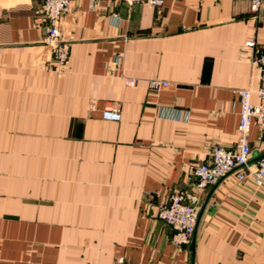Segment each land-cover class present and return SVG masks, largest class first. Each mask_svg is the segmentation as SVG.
<instances>
[{"label":"crops","instance_id":"obj_1","mask_svg":"<svg viewBox=\"0 0 264 264\" xmlns=\"http://www.w3.org/2000/svg\"><path fill=\"white\" fill-rule=\"evenodd\" d=\"M41 1L0 0V264H264V187L230 173L200 189L191 175L214 145L237 144L239 90L259 100L246 42L264 50V6L71 0L60 66ZM249 140L255 163V124ZM177 189L203 203L181 248L157 217Z\"/></svg>","mask_w":264,"mask_h":264},{"label":"built area","instance_id":"obj_2","mask_svg":"<svg viewBox=\"0 0 264 264\" xmlns=\"http://www.w3.org/2000/svg\"><path fill=\"white\" fill-rule=\"evenodd\" d=\"M113 1L127 5L147 3L153 7H162L164 4V0ZM249 2L253 11H259L264 6V0H249ZM70 4L71 0H42L40 5V15L46 28L44 41L52 50L53 60L60 66L68 62L70 55V44L62 38L59 29L60 21L69 10ZM246 44L253 47L257 53L255 62L261 71V83L256 90L259 100L252 101L250 89L239 90L241 107L238 142L235 146L214 145L210 159L193 167L191 175L196 180V187L200 189L216 186L230 173H235L239 178L251 177L257 185L264 187V156L255 163L252 162L249 140V132L253 124L264 133V50L254 40H249ZM128 81L133 83L134 79ZM168 84L167 81L158 79L150 81V86L153 88ZM102 117L106 120L119 121L122 113L116 106H107L102 111ZM202 209L201 196L193 189L174 190L168 202L159 205L157 217L171 228V241L175 246L181 248L192 244ZM122 261L123 258H119L118 262Z\"/></svg>","mask_w":264,"mask_h":264}]
</instances>
